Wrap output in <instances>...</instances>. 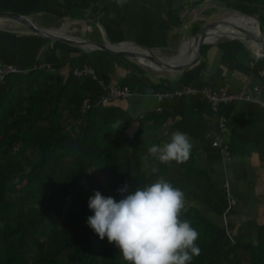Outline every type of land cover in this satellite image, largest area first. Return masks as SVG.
Here are the masks:
<instances>
[{
    "label": "trees",
    "instance_id": "obj_1",
    "mask_svg": "<svg viewBox=\"0 0 264 264\" xmlns=\"http://www.w3.org/2000/svg\"><path fill=\"white\" fill-rule=\"evenodd\" d=\"M209 3L257 17L264 31V0H0V13L24 16L47 30L74 21L69 28L78 29L77 37L172 52L181 29L194 37L206 24L186 22L195 10L211 16ZM214 45L220 57L208 77L205 55L213 45L205 44L194 66L154 83L144 67L122 56L53 42L21 25L19 31L0 28V64L20 70L0 79V264H127L88 226L94 214L89 198L100 191L119 201L117 189L125 184L134 192L161 176L184 192L181 219L198 232L201 255L191 264H264V224L247 241L233 237L234 225L223 219L225 189L197 164L200 155L214 166L228 155L251 153L264 163V108L242 101L212 108L200 94L161 102L154 97L188 85L215 89L227 73L242 81L252 77L264 94V57L255 59L248 43L237 40ZM85 68L93 73L75 74ZM97 80L131 95L117 100L122 103L103 102ZM138 96L157 104L136 114L130 103ZM221 117L230 129L229 141L223 139L227 157L211 145ZM165 123L190 137L192 152L183 164H162L148 151L170 142L161 135Z\"/></svg>",
    "mask_w": 264,
    "mask_h": 264
},
{
    "label": "clouds",
    "instance_id": "obj_2",
    "mask_svg": "<svg viewBox=\"0 0 264 264\" xmlns=\"http://www.w3.org/2000/svg\"><path fill=\"white\" fill-rule=\"evenodd\" d=\"M192 148L190 137L177 131L170 142L152 145L148 151L162 164H183L189 160ZM117 192L123 197L119 201L94 192L88 201L94 214L87 218V224L101 241L107 238L109 244H114L127 264H191L201 255L197 230L181 219L185 208L182 190L161 176L148 186L136 187L134 192L128 184Z\"/></svg>",
    "mask_w": 264,
    "mask_h": 264
},
{
    "label": "crops",
    "instance_id": "obj_3",
    "mask_svg": "<svg viewBox=\"0 0 264 264\" xmlns=\"http://www.w3.org/2000/svg\"><path fill=\"white\" fill-rule=\"evenodd\" d=\"M209 4L210 5L208 7L212 6V10L214 11L215 9V11L211 16L207 18L213 17L214 14H217L221 9H223V8H217L216 5H213L211 3ZM207 18L202 17L201 15L198 14L195 19H192V21L206 20ZM188 23L190 24V22ZM75 28L76 27H73L71 29H75ZM76 30L78 31L77 28ZM181 30L180 31L183 34L182 36L186 37L187 36L186 27H184ZM227 33L225 35H227ZM234 37H238L240 39L244 38L243 35L242 36L237 35ZM219 40H229V39H218L214 43H209V44L215 46L214 44ZM181 44H179V46ZM248 48L250 53L254 56L255 59H260V58H256L255 49L253 48L252 45H250V43H248ZM158 51L153 50L155 54ZM219 57H220V51L217 49V47H211L210 49H208L205 55L207 66L203 72L204 78L208 77L210 74L215 72V69L218 66ZM210 58L212 62H210ZM208 63H210L211 66L210 65L208 66ZM179 74L177 77L172 79L178 78ZM237 77H233L232 75L227 73L224 81H222L221 84H218V86L214 88L219 89L227 85L229 88V92L231 94H234L240 92L244 82H246L249 79L253 81V84H256L252 77L247 78L243 81L242 78H240L239 76ZM161 78H166V77L154 76L153 78H151V80L154 83H156ZM117 102L122 103L119 101ZM117 102L116 104H118ZM242 102H247V101H242ZM125 103H123V106ZM155 104H157V101L152 97L150 98V97L138 96L132 103H130V107L133 112L138 114L140 112H143L144 110L152 109L153 107H155ZM175 132L176 131L173 130L169 125L166 126V129H161V135L165 137L167 136L170 139L172 134ZM229 135H230V129L228 127L227 133L225 134L224 137L222 136V139L225 138L224 141L228 142L230 138ZM247 147L252 148L251 145H247ZM197 164L202 168L210 170V176L214 183L219 184V186H221L222 188H224L223 186L227 184L229 190L231 191L232 196L235 198L236 202L238 203V208L236 210H232L228 216V222L232 223L235 227L233 230V235H234L233 237L241 238V239L254 237L253 229L256 231L257 226L264 224V163L260 162L254 153H251V154H246L245 156L242 157H238L237 154H233L230 157L228 155V158H224L221 164L214 166H210L205 156L200 155L197 159ZM213 220L215 222L219 221L217 217H213ZM218 223L221 225V222ZM244 227L245 229L242 230V228Z\"/></svg>",
    "mask_w": 264,
    "mask_h": 264
},
{
    "label": "water",
    "instance_id": "obj_4",
    "mask_svg": "<svg viewBox=\"0 0 264 264\" xmlns=\"http://www.w3.org/2000/svg\"><path fill=\"white\" fill-rule=\"evenodd\" d=\"M237 14L243 15L249 18H253L257 22L258 32L257 33L244 32L245 37L243 39L222 34L219 36H215L214 40L210 42V41H206L208 32L210 30L216 29L218 25H227L228 24L227 19L233 15L229 17H225L223 19H219V20L216 19L209 23H206L201 27L198 33L194 37H192V40L193 41L196 40L197 42L195 50H194L195 56L189 63L183 64V65H176V64L170 63L169 61L162 60L158 56H156L152 50L138 46L132 42L123 41V42L113 44L109 41H103V43H99V42H96V41H93V40H90L84 37H77V36L68 35L64 33L62 34L58 30L43 29L40 26H38V24L33 22L31 19L18 15V14H14V13H8V12L0 13V23L2 21L4 22L12 21V22L18 23L19 25L25 27L29 33L39 36L41 38L51 40L53 42H61V43L69 44L72 46H79L84 49L102 51V52L112 54V55H119L126 59L135 61L140 66L150 69V70L164 71V72H171V73H181L183 71H186L190 67L194 66L200 60L202 56L201 51H202L203 45L214 43L218 39H229V40H237V41L244 42V43H250V45H252L253 48L255 49V56L258 58L264 57V31L260 28L259 20L254 16H249V15L242 14V13H237ZM125 44L138 47L143 53L134 52V51H131L130 49L122 50V49L111 48L114 46L121 47V46H124ZM180 48L181 46H179V51H180ZM139 58H143L144 60L151 62L154 66L146 65L145 63H143L142 60H139Z\"/></svg>",
    "mask_w": 264,
    "mask_h": 264
},
{
    "label": "built area",
    "instance_id": "obj_5",
    "mask_svg": "<svg viewBox=\"0 0 264 264\" xmlns=\"http://www.w3.org/2000/svg\"><path fill=\"white\" fill-rule=\"evenodd\" d=\"M258 58V57H256ZM20 70L11 65H1L0 64V79H2L5 75L9 73H18ZM93 70L91 68H85L83 71H76L75 74L77 76H81L82 74H92ZM96 79V77H93ZM98 85L102 88L103 102H115L117 100H126L130 95V91L128 88H122L119 85H110L105 84L103 80H97ZM201 95V99L206 101L212 108L218 107L220 104H228L236 101H247L254 103L262 108H264V94L262 88H259L258 85L253 84L251 79L244 82L242 89L238 93L231 94L229 92V88L227 85L223 86L219 89H211L210 87H202L201 89H197L192 87L191 85L185 86L180 90L175 91L174 93H155L154 97L158 102H161L164 99H170L174 96L180 98L183 96H195ZM161 111V108L158 109ZM207 119V116H205ZM172 123V122H170ZM228 121L226 118L221 117L218 121V131L219 134L214 133L212 136V147L221 148V151L224 152V157H227V145H223V139L221 134H226L228 130ZM165 126V124L163 125ZM226 197H227V209L224 212L223 219L226 221V217L229 212L232 210V207L235 205L236 200L230 193L229 187L227 184L224 186Z\"/></svg>",
    "mask_w": 264,
    "mask_h": 264
},
{
    "label": "rangeland",
    "instance_id": "obj_6",
    "mask_svg": "<svg viewBox=\"0 0 264 264\" xmlns=\"http://www.w3.org/2000/svg\"><path fill=\"white\" fill-rule=\"evenodd\" d=\"M192 12H194V14H190L189 15V17H188V21L186 22V23H188V22H191L192 21V19H195L196 17H197V15H198V10H195V11H192ZM197 14V15H196ZM235 14H237V12H231L230 10H227V9H225V8H223V9H221L217 14H214V16L213 17H210V18H207L206 19V23H209V22H211V21H213V20H216V19H223V18H225V17H229V16H231V15H235ZM233 19V18H232ZM7 22H10V23H7ZM75 22H66L65 24H63V26H62V28L61 29H58V31H60L62 34L64 33V34H68V35H73L75 32H78L77 30H76V28L75 29H70L69 27L71 26V25H73ZM83 25H85V24H83ZM204 25V24H203ZM7 28V29H9V30H12V31H19L20 30V25L18 24V23H15V22H11V21H2L1 23H0V28ZM239 28H237V29H232V30H230V31H228V33H227V35L228 36H231V37H234V36H242L243 35V37H245V33H243V32H241V31H239L238 30ZM86 31H88V32H90L91 31V29L90 28H86ZM182 31V30H181ZM180 31V32H181ZM182 34V33H181ZM242 34V35H241ZM183 35V34H182ZM74 36V35H73ZM192 40V37H181V39H180V46H182L184 43H188V42H190ZM179 47V46H178ZM177 47V49H175V50H172V52H167V51H158V52H156V56H158L160 59H162V60H165V61H168V60H170V59H172V58H174V57H176L177 55H178V52H179V48ZM213 47H216V46H213ZM155 53V52H154ZM192 59H193V57H192ZM210 62H212L211 61V58H210ZM210 65V63H208V66ZM149 66H152V65H150L149 64ZM211 66V65H210ZM146 69V72H147V74H149V76L151 77V78H153L154 76H163V77H168V78H175V77H177L178 76V74L179 73H171V72H164V71H154V70H150V69H147V68H145ZM86 184V183H85ZM236 204H237V206H236ZM238 208V203L236 202L235 203V205L232 207V210H236ZM227 220H228V218H226ZM245 229V227L244 228H242V230H244ZM253 232L255 233V230L253 229ZM246 239V241H247V239H250V238H245Z\"/></svg>",
    "mask_w": 264,
    "mask_h": 264
},
{
    "label": "bare ground",
    "instance_id": "obj_7",
    "mask_svg": "<svg viewBox=\"0 0 264 264\" xmlns=\"http://www.w3.org/2000/svg\"><path fill=\"white\" fill-rule=\"evenodd\" d=\"M227 21H228L227 25H218L216 29L210 30L207 34L206 41L212 42L214 40L215 36L226 34L228 31H230L232 29H237V28H239L238 30L243 32V33L244 32H253V33L258 32L257 22L253 18H249V17L243 16V15L235 14V15L229 17L227 19ZM196 43H197L196 40L195 41L191 40L188 43H184L180 48L179 54L176 57H174L168 61L170 63L176 64V65H183V64L189 63L190 60L192 59V57L195 56L194 50L196 47ZM111 48L122 49V50H127V49L129 50L130 49L131 51H134V52L143 53L140 50V48L135 47V46H131V45H127V44H125L124 46H121V47L114 46ZM139 60H142L143 63H145V64L153 65L151 62L146 61L143 58H141Z\"/></svg>",
    "mask_w": 264,
    "mask_h": 264
}]
</instances>
